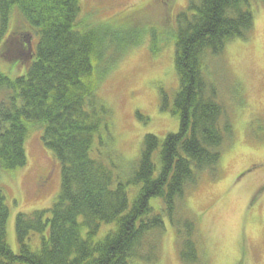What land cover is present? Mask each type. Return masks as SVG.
Returning <instances> with one entry per match:
<instances>
[{"label": "trees", "instance_id": "16d2710c", "mask_svg": "<svg viewBox=\"0 0 264 264\" xmlns=\"http://www.w3.org/2000/svg\"><path fill=\"white\" fill-rule=\"evenodd\" d=\"M251 2L190 0L177 15L174 113L180 129L163 142L146 134L138 166L123 182L102 150L111 118L99 89L115 62L114 39L79 19L81 0H0V42L16 15L38 40L24 75L11 80L0 72V90L10 94L0 101V167L23 168L26 141L41 132L61 169L51 208L17 214V253L8 243L10 207L0 187V264H160L165 214L183 240L182 263L207 264L196 220L178 216V206L204 172L219 173L222 146L233 137L231 118L204 74L205 60L250 36ZM12 39V33L6 37L5 50ZM22 43L20 54L28 49ZM129 184L138 188L133 201ZM152 198L162 201V210L155 211Z\"/></svg>", "mask_w": 264, "mask_h": 264}, {"label": "rangeland", "instance_id": "374dc122", "mask_svg": "<svg viewBox=\"0 0 264 264\" xmlns=\"http://www.w3.org/2000/svg\"><path fill=\"white\" fill-rule=\"evenodd\" d=\"M189 3L81 0L79 19L114 39L110 55L115 62L99 94L111 118L110 134L103 135L104 159L120 181L127 182L133 176L146 134L163 142L180 129V118L174 113L180 84L175 33L177 15L186 11ZM251 6L255 24L250 36L234 39L221 54L208 53L205 60L204 74L231 118L233 137L222 146L219 173L204 172L178 206V216L186 213L195 218L207 264H264V0H252ZM31 29L16 15L0 42V72L11 80L24 75L29 67L38 41ZM11 33L15 39L5 50V39ZM22 41L28 47L24 54L16 52ZM8 95L1 89L0 101ZM41 135L33 132L28 137L23 168L0 167V187L10 207L8 243L14 253L18 252L17 214L51 208L60 191L59 162L43 145ZM45 175L48 178L41 185L38 177ZM128 190L133 201L138 188L129 184ZM150 203L155 211L162 210L159 198ZM164 220L160 264H183V240L178 239L168 215ZM108 226L104 224L99 238Z\"/></svg>", "mask_w": 264, "mask_h": 264}, {"label": "flooded vegetation", "instance_id": "af4514ba", "mask_svg": "<svg viewBox=\"0 0 264 264\" xmlns=\"http://www.w3.org/2000/svg\"><path fill=\"white\" fill-rule=\"evenodd\" d=\"M22 42H23V41H22ZM22 42H20V44H21ZM22 44H23V43H22ZM47 178H48L47 175H45V176H40V177H38V180H39L40 184L43 185V184L46 182Z\"/></svg>", "mask_w": 264, "mask_h": 264}]
</instances>
